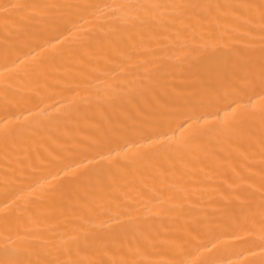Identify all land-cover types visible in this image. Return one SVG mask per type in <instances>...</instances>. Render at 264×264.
Instances as JSON below:
<instances>
[{
	"label": "bare ground",
	"instance_id": "6f19581e",
	"mask_svg": "<svg viewBox=\"0 0 264 264\" xmlns=\"http://www.w3.org/2000/svg\"><path fill=\"white\" fill-rule=\"evenodd\" d=\"M0 264H264V0H0Z\"/></svg>",
	"mask_w": 264,
	"mask_h": 264
}]
</instances>
